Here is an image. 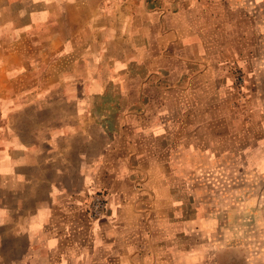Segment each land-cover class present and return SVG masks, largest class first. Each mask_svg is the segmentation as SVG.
I'll use <instances>...</instances> for the list:
<instances>
[{
	"label": "crops",
	"instance_id": "crops-1",
	"mask_svg": "<svg viewBox=\"0 0 264 264\" xmlns=\"http://www.w3.org/2000/svg\"><path fill=\"white\" fill-rule=\"evenodd\" d=\"M199 1L0 0V264H132L130 237L142 222L149 228L151 213L170 220L168 195L152 200L135 182L144 178L148 191L169 184L170 146L157 144L177 116H150L148 130L133 131L144 135L136 144L125 134L131 116L111 113L144 103L139 78L118 79L142 41L152 45L146 76L179 75L174 65L189 55L204 59L190 17L197 28L225 20L217 0ZM148 91V106L163 91L166 107L176 90ZM96 191L109 193L110 211L91 225L84 203Z\"/></svg>",
	"mask_w": 264,
	"mask_h": 264
},
{
	"label": "rangeland",
	"instance_id": "rangeland-1",
	"mask_svg": "<svg viewBox=\"0 0 264 264\" xmlns=\"http://www.w3.org/2000/svg\"><path fill=\"white\" fill-rule=\"evenodd\" d=\"M217 2L225 20L219 26L197 28L196 19H189L188 33L205 38L203 60L189 55L174 65V71L182 68L184 73L146 76L151 44L142 41L140 59L131 58L130 71L118 78L130 84L139 78L141 83V108L111 113L131 116L125 134L136 144L144 142V135L133 131L148 130L150 116L171 111L177 116L170 137L157 144L158 150L160 144L170 146L169 184L148 191L144 178L135 182L152 200L157 190L168 195L171 212L163 209V216L171 215L170 220L164 223L147 212L149 228L143 221L141 234L130 237L132 264H264V0ZM245 7L247 18L239 13ZM209 13L215 16V11ZM98 61L106 66V59ZM149 84L176 90V96L168 97L165 107L164 92L158 91L148 106ZM171 134L175 139L170 141ZM96 200L106 204L99 216ZM84 206L86 221L98 224L110 211V195L96 191Z\"/></svg>",
	"mask_w": 264,
	"mask_h": 264
},
{
	"label": "built area",
	"instance_id": "built-area-1",
	"mask_svg": "<svg viewBox=\"0 0 264 264\" xmlns=\"http://www.w3.org/2000/svg\"><path fill=\"white\" fill-rule=\"evenodd\" d=\"M95 214L97 215V216H99L101 213H102V208H106V204H104L103 202H101V200H96V202H95ZM103 209V210H104Z\"/></svg>",
	"mask_w": 264,
	"mask_h": 264
}]
</instances>
